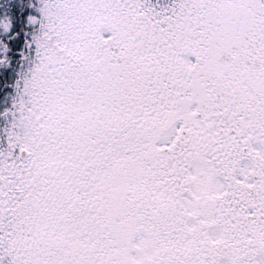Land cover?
Segmentation results:
<instances>
[{
    "label": "snow or ice",
    "instance_id": "6c2138e0",
    "mask_svg": "<svg viewBox=\"0 0 264 264\" xmlns=\"http://www.w3.org/2000/svg\"><path fill=\"white\" fill-rule=\"evenodd\" d=\"M0 264H264V0H0Z\"/></svg>",
    "mask_w": 264,
    "mask_h": 264
}]
</instances>
